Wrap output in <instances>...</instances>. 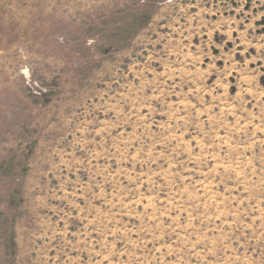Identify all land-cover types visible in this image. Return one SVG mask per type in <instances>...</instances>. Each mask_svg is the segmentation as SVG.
Listing matches in <instances>:
<instances>
[{"label":"rangeland","instance_id":"obj_1","mask_svg":"<svg viewBox=\"0 0 264 264\" xmlns=\"http://www.w3.org/2000/svg\"><path fill=\"white\" fill-rule=\"evenodd\" d=\"M0 264H264V0H0Z\"/></svg>","mask_w":264,"mask_h":264}]
</instances>
